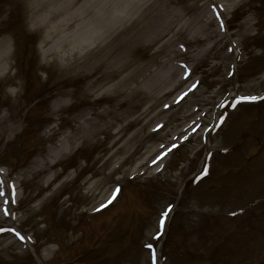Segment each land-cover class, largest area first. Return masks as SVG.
Segmentation results:
<instances>
[{"label":"rangeland","instance_id":"rangeland-1","mask_svg":"<svg viewBox=\"0 0 264 264\" xmlns=\"http://www.w3.org/2000/svg\"><path fill=\"white\" fill-rule=\"evenodd\" d=\"M10 1L0 0L1 14L3 5H13L0 24V34L13 41L10 76L0 77V113L8 108L17 129L0 136V170L8 180L21 181L14 215L0 220V227L14 226L31 239L0 233V264H152L147 242H153L155 264H264V0H215L223 5L224 31L212 0H124L123 5H163L184 13L154 41L124 44L127 63L119 78L127 81L119 94L111 81L82 93L86 69L61 80L66 64H55L52 56L43 60L21 4ZM183 21L189 30L181 32ZM198 27L209 37L193 36ZM90 47L73 48L65 61L87 60ZM168 53H176L173 66L181 72L183 63L191 74L155 100L144 78L147 69L157 75L167 71ZM229 65L234 77L227 75ZM193 84L197 87L188 91ZM17 87L13 99L8 90ZM62 87L70 97L54 107V93ZM182 92L188 95L178 102ZM243 95L259 98L237 103L235 97ZM104 107L124 117L105 132L75 138L54 165L30 175L32 160L72 132L78 111ZM173 143L183 146L151 162ZM156 146L161 148L150 153ZM117 185V198L93 211ZM169 202L174 211L153 241Z\"/></svg>","mask_w":264,"mask_h":264},{"label":"bare ground","instance_id":"bare-ground-1","mask_svg":"<svg viewBox=\"0 0 264 264\" xmlns=\"http://www.w3.org/2000/svg\"><path fill=\"white\" fill-rule=\"evenodd\" d=\"M19 2L23 14V20L28 28L37 33V43L41 47V54L45 62L47 56H52V60L57 65H62L63 72L59 74L61 80H67L68 76L73 73L87 70V82L82 88V93L90 92L91 88L99 82H109L112 91L116 93L122 92V84L127 81V77L119 78L120 73L125 68L127 57L121 53L124 44L132 43L139 38L148 41L165 35L171 30L172 18L178 20L183 13V9L166 8L163 5H123L124 0H11L9 4ZM13 5H3L0 13V24L6 20L7 14ZM201 9L195 13L199 16ZM136 14L133 18V25L125 27V23ZM208 22V20H205ZM181 32L188 28V21H183L179 27ZM180 32V30L178 29ZM201 32L203 38H208L209 34L203 28L194 29L193 36ZM88 40V41H87ZM91 46V47H90ZM90 47L93 55L87 60L83 56L72 57L70 63L65 61L68 53L73 48ZM68 50V51H67ZM164 65L167 71L162 75H157L147 69L148 74L144 79L148 81L150 94L155 100L160 99L171 91H173L184 79V68L178 70L173 63L176 62V53H168ZM171 54V55H170ZM13 42L6 34H0V77H9L10 68L13 66ZM129 63V62H128ZM69 69V70H68ZM180 69V68H179ZM156 73V74H155ZM178 76H177V74ZM85 77V76H84ZM161 78V79H160ZM7 79V78H6ZM8 85H16L15 82L8 80ZM64 86V85H62ZM155 91V95H153ZM19 87L14 90H8V94L16 99L19 95ZM54 107H59L66 103L65 98H69L71 91L61 88L54 93ZM76 125L72 128V132L65 133L60 139L49 145L44 155L40 159H33V166L28 168L30 175L44 171L43 165L48 164L49 167L54 165L63 153L68 151L70 143L79 137H88L105 132L106 128L111 126L116 120L123 118L124 115L117 113L109 108H101L100 110L78 111L75 115ZM80 119V121H78ZM16 125L10 117L9 109L5 113H0V136L8 132L15 133ZM119 126L115 133L120 131ZM84 133V134H83ZM50 134H47V138ZM161 146L150 149V153L157 151ZM121 149L118 147L115 151ZM105 161L102 162L104 164ZM140 164H137L139 166ZM31 168V169H30ZM118 168L114 166L110 172ZM26 173V171H23ZM6 173L2 178L15 185L16 187L21 181V177H15L8 180ZM112 194L100 199V204L105 202ZM17 197V191H16ZM13 209V205H12ZM6 216L0 212V220ZM11 220V217H9ZM24 242V241H22Z\"/></svg>","mask_w":264,"mask_h":264},{"label":"snow or ice","instance_id":"snow-or-ice-1","mask_svg":"<svg viewBox=\"0 0 264 264\" xmlns=\"http://www.w3.org/2000/svg\"><path fill=\"white\" fill-rule=\"evenodd\" d=\"M211 7L213 12L215 13V18L217 21H219V28L221 31H224L226 29V23L223 19V5L221 4H217L215 2V0H212L211 2ZM230 43H234V42H230ZM181 50L184 49V45L181 44L180 45ZM229 52H233V48L229 47L227 49ZM238 51V50H237ZM237 59L239 58L238 56L236 57ZM182 67L184 68V77L188 78L190 77L191 74V70L187 68L186 65H183L182 63ZM234 71L235 68L233 65H229L228 66V70H227V75L229 77H234ZM198 84V82H197ZM197 84H193L191 86V88H189L188 91H191L192 89L197 87ZM188 95V92H182L181 95L177 98V101L179 102L180 100H182L184 97H186ZM259 97L257 96H252V95H243V96H236L235 100L238 102L240 101H253L258 99ZM228 104V106L231 107H235L234 104H232L231 100L226 102ZM167 107V105L165 106ZM221 121L223 120V117H220ZM157 127H160L159 125ZM193 131H195V129H193ZM187 139V138H185ZM182 144H171L170 146H162V147H166V150H162L154 160H152L151 162L153 164H155L158 160L162 159L163 157L171 154L174 150L175 151H179V149L182 147ZM204 171L201 173V175H205L206 174V170H207V165L205 164L203 166ZM3 175V170H0V212L3 213L4 216L6 217H11L14 215L13 209H12V205H15L17 203L16 200V191H15V185L12 184L11 182L4 180L2 178ZM119 186L117 185L113 190H112V195L103 203H101L99 205L98 208H94L93 211H99L100 209H103L105 207H107L108 204L112 203V201L114 199L117 198V193L119 192ZM174 211V206L171 202H169L164 208L163 210L160 212L159 217H158V221H157V230L155 231L152 240L154 241L157 237H159L161 235V233L165 230V221L168 218V216L170 215L171 212ZM232 215H235V213H230ZM12 233L16 238H18L21 241H24L26 239L30 240L31 237H27L25 235H22L19 230L13 229V228H3L0 227V233ZM144 247L149 251L150 253V258H151V262L152 264H155L156 261V253L153 247V242H147L144 244Z\"/></svg>","mask_w":264,"mask_h":264}]
</instances>
